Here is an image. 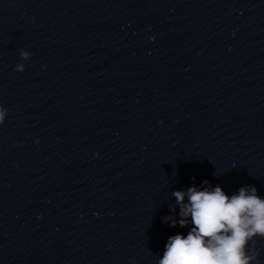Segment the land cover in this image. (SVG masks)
<instances>
[{"label": "clouds", "instance_id": "obj_1", "mask_svg": "<svg viewBox=\"0 0 264 264\" xmlns=\"http://www.w3.org/2000/svg\"><path fill=\"white\" fill-rule=\"evenodd\" d=\"M31 55L26 50L20 52L22 61ZM24 70V63L15 69ZM7 112L0 104V126L4 125ZM203 185H209V181L204 180ZM173 196L179 219L170 215L164 221L171 227L191 225V229L186 236L168 238L158 264H260L255 241L264 239V198L254 186H242L232 195L219 185L192 186L174 191ZM175 210L173 206L172 211Z\"/></svg>", "mask_w": 264, "mask_h": 264}]
</instances>
